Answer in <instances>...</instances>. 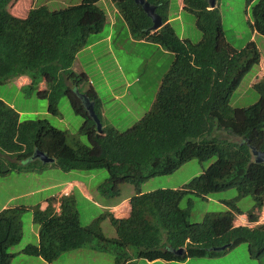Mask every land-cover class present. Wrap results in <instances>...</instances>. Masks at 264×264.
Wrapping results in <instances>:
<instances>
[{"label":"trees","instance_id":"trees-1","mask_svg":"<svg viewBox=\"0 0 264 264\" xmlns=\"http://www.w3.org/2000/svg\"><path fill=\"white\" fill-rule=\"evenodd\" d=\"M22 1L0 0V84L28 76L23 89L36 90L47 100L52 115L58 114V101L66 96L74 113L83 118L79 132L87 136L89 144L70 140L65 130L46 119L21 121L15 108L0 99V175L15 169L35 170L40 162L30 158L40 150L53 157V163L63 171L104 168L108 177L98 188L106 197L119 195L122 184L134 187L127 217L106 212L85 226L71 194L60 198L58 210L53 200L47 201L45 208L34 207L38 242L22 252L52 264L66 251L94 245L113 249L114 264H135L140 258L169 262L213 257L225 251H215V247L245 242L251 256L263 254L264 223L236 225L235 218L244 214L248 221H258L264 207V163H256L251 153V147L264 150V78L252 84L258 94L254 103L247 107L230 103L245 74L260 61L255 42L234 48L225 38L217 6L210 8L209 0H182V9L195 15V26L201 32L197 42L176 34L168 21V0H147L163 20L155 31L134 0H111L132 39L169 51L173 60L161 77L151 111L125 131L103 125L98 133L79 93L94 102L103 124L102 101L96 89L87 85V74L72 67L79 51L92 43L91 36L102 31L106 12L99 7V0H81L56 10L30 6V0L25 10ZM246 3L251 5L252 31L264 37V0ZM41 82L45 83L43 89H39ZM211 158L214 161L182 187L141 189L148 179L170 174L189 160ZM19 162L25 163L23 168ZM232 188L238 191L230 201L233 211L207 214L200 223L189 222L188 196L205 198ZM247 196L254 203L245 213L236 201ZM185 197L188 200L183 208ZM23 209L0 210V264H11L15 256L9 248L22 238ZM109 216L116 230L112 238L105 237L100 227V221ZM182 247L183 252L177 254L175 250Z\"/></svg>","mask_w":264,"mask_h":264},{"label":"rangeland","instance_id":"rangeland-1","mask_svg":"<svg viewBox=\"0 0 264 264\" xmlns=\"http://www.w3.org/2000/svg\"><path fill=\"white\" fill-rule=\"evenodd\" d=\"M80 1L30 0V6L46 5L50 10H56L80 3ZM168 1V16L176 34L182 39L188 38L192 42L199 41L201 32L195 26V15L180 9L182 0ZM28 5V0L20 3L25 10L28 9ZM98 5L107 14L106 24L101 32L91 36L92 43L79 51L72 68L77 73L85 72L91 85L96 89L102 101L101 112L104 128L112 127L125 131L141 119L146 112L152 110L161 77L169 69L173 56L169 51L153 43L129 39L127 27L119 21V15L113 13L115 7L111 0H100ZM216 6L221 16L225 38L232 46L241 49L248 41H254L261 54V62L245 74L230 100L233 107H247L258 99V94L252 88V84L264 78V73L260 71L264 67V37L253 32L249 25L251 5H247L246 0H216ZM19 77L0 84V99L15 108L21 121L46 119L51 125L65 130L70 140L89 144L87 136L79 132L83 118L74 113L66 96L58 101V114L52 115L47 111V100L40 98L36 90L25 91L24 85L18 84ZM44 87L45 83L41 82L39 89ZM85 88L86 85L82 89ZM213 161L214 158L205 161L189 160L170 174L148 179L142 184L141 189L147 192L158 188L182 187L200 175ZM39 162L33 171L15 169L4 176L0 175V210L5 207H16L20 210L24 208L20 213L22 238L9 248V252L15 254L11 264H49L41 257L23 253L22 249L38 242L39 226L33 222L32 210L38 205L42 206L47 199H59L60 194L63 195L62 187L67 180L76 179L84 185L85 192L80 187L71 192V195L75 197L82 226L90 224L106 212H113L114 206L128 202L134 195L133 185L125 183L120 186L119 195L104 196L98 188L108 177L104 168L63 171L54 163H45L40 160ZM17 164L19 168H23L25 163ZM237 194V189L232 188L211 193L205 198L195 195L188 196L191 201L189 222L200 223L207 214L233 211L230 201ZM188 197L182 200L181 207H186ZM253 203L249 196L236 201L237 207L245 213L251 210ZM261 213L262 220H264V211L262 210ZM238 222L245 223L242 219ZM100 227L105 237L116 236L110 216L100 221ZM115 255L113 249L101 250L94 245H88L60 254L52 264H114ZM135 264H264V253L260 256H251L248 245L244 242L213 257H195L185 261L169 262L162 260L148 262L140 258L136 259Z\"/></svg>","mask_w":264,"mask_h":264},{"label":"water","instance_id":"water-1","mask_svg":"<svg viewBox=\"0 0 264 264\" xmlns=\"http://www.w3.org/2000/svg\"><path fill=\"white\" fill-rule=\"evenodd\" d=\"M137 4L141 5L144 12L148 15V17L151 19V26L150 29L155 31L158 30L160 27H162L163 25V20L160 14L157 13L156 11V7L154 5H152L150 2H148L147 0H134ZM215 1L216 0H209V5L210 7H214L215 6ZM79 96L82 99L83 105L86 108V110L88 111V113L90 114V116L94 119L97 129L99 132L102 131V124L101 121L99 119V117L97 116V114L94 111V102L91 101L86 94L84 93H79ZM251 152L252 155L254 157V161L257 163H264V150H259L256 149L255 147L251 148ZM39 159L42 162L44 161L45 163L47 162H54L55 159L53 157L48 156L45 152L40 151V150H35L34 154L32 155V157L30 158V160H34V159ZM226 246H222L220 248H215V250H222L224 249ZM178 253L181 252V249L177 251Z\"/></svg>","mask_w":264,"mask_h":264},{"label":"clouds","instance_id":"clouds-1","mask_svg":"<svg viewBox=\"0 0 264 264\" xmlns=\"http://www.w3.org/2000/svg\"><path fill=\"white\" fill-rule=\"evenodd\" d=\"M182 8H183V3H182ZM210 6V5H209ZM215 6H216V1H215ZM214 6V7H215ZM210 8H213V7H210ZM106 16H107V14H106ZM169 21V23H170V19L168 20ZM161 28V27H160ZM153 31V30H152ZM253 32H255V31H253ZM134 40V39H133ZM257 46V45H256ZM259 50V49H258ZM261 55V54H260ZM259 62H261V56H260V61ZM259 64V63H258ZM256 65V64H255ZM260 71L261 72H263L264 73V67H263V70L262 69H260ZM89 79V78H88ZM88 84H92L91 83V81H90V79H89V83ZM80 93H83V92H80ZM85 94V93H84ZM92 101V100H91ZM95 111V110H94ZM96 113V112H95ZM90 115V114H89ZM98 116V115H97ZM102 116H103V113H102ZM93 119V118H92ZM100 119V118H99ZM94 120V119H93ZM101 121V120H100ZM95 122V121H94ZM96 124V123H95ZM101 124H102V122H101ZM96 128H97V126H96ZM97 131H98V129H97ZM102 131H103V124H102ZM102 131L101 132H99L98 131V133H102ZM252 148V147H251ZM252 153V152H251ZM253 156V155H252ZM37 159V158H36ZM36 159H34V160H36ZM253 159H254V157H253ZM39 160V159H38ZM30 161H32V160H30ZM41 161V160H40ZM42 162V161H41ZM55 162V161H54ZM49 163V162H48ZM51 163H53V162H51ZM257 163V162H256ZM68 194H71V192H68V193H63V195H61L60 197H59V199H56V198H50V199H47V200H45L43 203H44V206L42 207L41 205H39L40 206V208H45L46 207V205H47V201H49V200H53V204H54V206H55V208L58 210L59 208V201H60V198L62 197V196H64V195H68ZM131 199V198H130ZM130 199H129V211H128V213L126 214V215H123L122 213H120L119 211H118V215H115V213H116V210H114L112 213L114 214V216L115 217H119V218H124V217H127L128 216V214H129V212H130ZM262 210L264 211V207L262 208ZM262 210L259 212V219H258V221H255V222H250V221H248L247 220V217L243 214H241V215H238V218H237V216H236V218H235V224L236 225H248V226H251V227H253V226H255V225H258V224H261V223H264V220H262V217H263V215H260V213L262 212ZM115 212V213H114ZM262 214V213H261ZM239 219H242V220H244L245 221V223L244 222H238V220ZM222 246H226L224 249H222V250H215V248H220V247H222ZM222 246H219V247H215L214 248V250L215 251H223V250H227L228 248H231L230 247V245L229 244H224V245H222ZM181 249V252L180 253H178L177 251L178 250H180ZM183 250H184V247H182V248H178L177 250H175V252L177 253V254H181L182 252H183ZM148 262H154V261H148ZM166 262V261H165Z\"/></svg>","mask_w":264,"mask_h":264},{"label":"crops","instance_id":"crops-1","mask_svg":"<svg viewBox=\"0 0 264 264\" xmlns=\"http://www.w3.org/2000/svg\"><path fill=\"white\" fill-rule=\"evenodd\" d=\"M100 1V0H99ZM113 7H115V6H113ZM180 9L181 10H183L182 9V6L180 7ZM115 15H117L118 13H117V10H116V8L114 9V12H113ZM113 23V22H112ZM111 23V24H112ZM129 39H132V37L129 35ZM89 78V77H88ZM29 83V78L28 77H25V76H20L19 77V85H26V84H28ZM78 187H80V188H82V191L83 192H85V190H84V185L82 184V182L81 181H78V180H76V179H72L71 181H66L64 184H63V187H62V191H63V193L65 194V193H68V192H72L73 191V189H75V188H78ZM60 194V193H59ZM60 196H61V194H60ZM59 196V197H60ZM44 206V203H43V205H42V207ZM117 207H119V208H117ZM114 210H116V214L118 213V211L120 212V213H122L123 215H126L127 213H128V211H129V202H122L121 204H119L118 206H114L113 207V211ZM115 213V212H114ZM118 215V214H117Z\"/></svg>","mask_w":264,"mask_h":264}]
</instances>
